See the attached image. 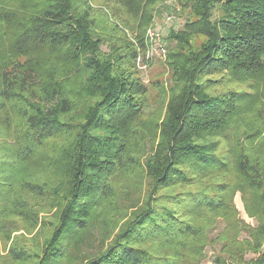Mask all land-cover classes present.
I'll return each mask as SVG.
<instances>
[{"label": "trees", "instance_id": "16d2710c", "mask_svg": "<svg viewBox=\"0 0 264 264\" xmlns=\"http://www.w3.org/2000/svg\"><path fill=\"white\" fill-rule=\"evenodd\" d=\"M96 1L0 0V264H264V0H176L149 85L172 6Z\"/></svg>", "mask_w": 264, "mask_h": 264}, {"label": "rangeland", "instance_id": "374dc122", "mask_svg": "<svg viewBox=\"0 0 264 264\" xmlns=\"http://www.w3.org/2000/svg\"><path fill=\"white\" fill-rule=\"evenodd\" d=\"M167 7L172 6V8L170 9V11L172 10V15L174 18H172V21H166L168 14V10H163L161 13H157L154 17V23L153 26L149 27V28H153L154 30H157L158 32H160V34H163L164 36H166L168 34V30L171 29L172 27L175 30L181 29L185 23V19L187 18V14L185 12L181 13L179 12V3L176 2V0H166L165 1ZM97 6L99 5H105L107 6V4L105 3V0H97L96 3ZM110 4V3H108ZM113 8V4L108 8L109 11H112ZM148 28V29H149ZM147 29V30H148ZM146 30V31H147ZM147 35V32H146ZM162 43V42H161ZM147 50L144 52L143 56H142V60L144 59L145 61H147L148 57L150 56V62L151 64L149 65V62H145V64L141 63L140 64L136 62L140 65V69H139V75L142 77V79L144 80V82L149 85L152 81L154 80H158V78H167V66L165 63V56L161 55L158 47H152V51H151V47L150 44L148 42L147 44ZM104 48V47H103ZM242 194L241 191H236L235 195L233 197V204L234 206H236V209L238 210V217L240 218V220H242L245 224L249 225V226H255L257 224V220L252 217V216H248V214L246 213V210L244 208L243 205V201H242ZM223 222L222 221H218L216 223V225L210 229H208V236L210 238V244L207 245V247L204 249V254L203 257L201 258L200 262L196 263V264H213L215 257L220 255V256H225V253H222L220 248H221V243L219 242V238H218V234L221 232L223 226ZM35 232V231H34ZM31 233L30 235L27 236H31L34 234ZM23 233V230H18L16 232H14L12 234V236L16 235V234H20ZM245 237H247L246 235L242 234V236L239 237V239H246ZM218 238V239H217ZM253 251H248L245 253L244 255V259L245 260H249L252 256H254V254L252 253Z\"/></svg>", "mask_w": 264, "mask_h": 264}, {"label": "built area", "instance_id": "2783aa9c", "mask_svg": "<svg viewBox=\"0 0 264 264\" xmlns=\"http://www.w3.org/2000/svg\"><path fill=\"white\" fill-rule=\"evenodd\" d=\"M174 18L173 15L169 14L167 16V19L166 21H172L171 19ZM147 35H146V38L150 44V47H158V50L160 52L161 55L164 56L166 50L164 48V46H162L161 42H162V34H160V32H158L157 30H154L153 28H149L147 31ZM152 47H151V51H152ZM148 58H150V56H147ZM137 62L140 64L141 62V59L138 58L137 59Z\"/></svg>", "mask_w": 264, "mask_h": 264}]
</instances>
